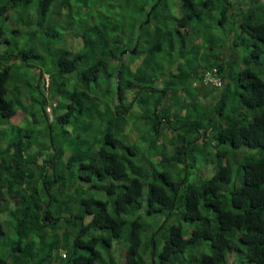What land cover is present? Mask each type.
Returning a JSON list of instances; mask_svg holds the SVG:
<instances>
[{"label":"trees","instance_id":"trees-1","mask_svg":"<svg viewBox=\"0 0 264 264\" xmlns=\"http://www.w3.org/2000/svg\"><path fill=\"white\" fill-rule=\"evenodd\" d=\"M207 74L222 86L199 93ZM185 85L174 114L164 101ZM129 103L157 109L158 128L179 118L169 170L119 152ZM96 108L114 113L94 155L64 127L92 133ZM203 135L213 167L197 176L186 156ZM161 226L155 264H264V0H0V264H153Z\"/></svg>","mask_w":264,"mask_h":264},{"label":"rangeland","instance_id":"rangeland-1","mask_svg":"<svg viewBox=\"0 0 264 264\" xmlns=\"http://www.w3.org/2000/svg\"><path fill=\"white\" fill-rule=\"evenodd\" d=\"M177 1L179 2V0H177ZM211 40L215 41V38L209 37L208 40L206 41V44L212 42ZM135 48L137 50V47H135ZM136 50H133L134 52L131 51L132 54L130 52H128V53H124L123 56L120 57L121 58V65L123 62H126L125 64H126L127 69H128L127 71H125L124 77H126V76H127V78L134 77L136 68L141 63L140 60H136V59L134 60L133 59V57L135 56ZM204 50H206L208 52V49L202 48V51H204ZM118 67H119V65H118ZM131 72H132V75H131ZM108 75L110 76V72H108V74L105 75V79L103 78V81L108 82V86H110V88H111V95H114L115 89L117 90L118 79L121 76V74H120L119 69L117 68L115 71H113L112 76L106 77ZM147 78H148L147 79V81H148L150 77L148 76ZM103 81H102L103 86H106ZM133 81L134 82H133L132 87L135 88V92L140 91V78L134 79ZM179 88L180 89L176 90V92L174 94H172V97H168V99H166L164 101L166 105L172 106L173 109L170 110V112H173L174 114L181 113L180 105L182 103L179 104V101L183 102V100L188 97V93L185 91V89H189L190 92L195 93L193 85H185L184 87H179ZM208 88L211 89L210 87H208ZM142 91H143V94H151V91H149V90L142 89ZM198 92L199 93L201 92V88ZM134 95H135V93L133 91L132 92L128 91L126 93V100L128 102L131 101L133 99ZM180 97H182V98L179 100L178 98H180ZM161 98H163V96ZM117 99H119L118 96H117ZM151 100H153V99H151ZM99 101L102 103L101 107L106 103H110L106 99L105 100H99ZM211 101H213L212 98H209L207 100L200 99V103H201L202 107L203 106L208 107V105L211 103ZM131 104H132V107H131V110L129 112L130 115L128 116V118L126 116H124L125 118L122 119V121H123L122 125H124L123 129H121V131H120L122 145L124 147H126L125 145H131V147H133V149L136 152V154L133 157H135L136 161H137V159L141 160L140 170H142V168H143L145 171H147L148 169H152V171H153L155 168H157L159 171H161V167H160L161 165L165 166L169 170L170 168H169L168 163H169V161L174 159L175 158L174 156L176 155V153L174 151V148H175L174 146L178 142V140L180 139L177 136V134L171 130V126L172 127L177 126V124L179 123V118H177V120H173L171 122V125H168L167 127L165 124H163L161 127L158 128V127H155V123L157 121L155 114L157 113L156 112L157 109H155V111L147 110L144 108V105L141 106L138 103H135V104L129 103V105H131ZM151 104H154V103H152V101H151ZM145 105L148 106L150 109V104H148V102L145 103ZM179 107H180V111L178 110ZM201 110H204V109H199V111H201ZM215 110L216 109L214 108V111ZM113 113L114 112L111 109H109L108 111L99 113L98 109L96 108L93 116L91 115L92 133H89L87 135L82 134L79 137H77V135H76L75 131L72 129L71 125L69 126V124H67L64 127L67 130V132H65L66 139L69 141L77 139L82 145H87L84 147L86 150H88L89 146H91L92 154L96 155L98 150L104 146V145H102L105 143L104 142V135L106 134V132H110V130H111V127L108 126L107 120ZM158 113L160 114L161 110H159ZM182 113H184V111ZM190 115H191V118H189L188 122H189V126H192V122L194 121L193 118H196V115H195V113L192 112V109H191ZM23 118H24V114L22 115V119H20V118H18V119H19V121L20 120L22 121ZM201 119H202V116L200 114L197 122H199ZM206 123L207 122L204 121L202 123V126L204 125L205 127H207ZM122 125H121V127H122ZM201 131H200V133H201ZM112 132H114V130ZM64 139H65V137H64ZM209 140L210 141H208L207 145H215V143H213V141H211V136L209 137ZM204 141H205V135L200 136V139L197 142H195V144H196V146L194 148L195 150L194 149L192 151L190 150L189 154L186 156L188 158V162L194 156L197 158V160H199V159L202 160V161H198L199 162L198 166H201V171L197 170V172H195V175H197V176H199V175L201 176V174L203 173V171L205 169V167L203 165L205 163L210 164V168H208V169H211V167H213L212 156H210V153L212 151L211 146L205 147ZM66 144L67 143H65V141H64L63 145H66ZM118 149H119V152L121 154L124 153L126 155H129L128 148L121 149L119 146ZM98 156L100 157L99 154H98ZM201 157H204V159L207 160V162H203V159H201ZM131 159H132V161H134L133 158H131ZM172 170H173V173H172L171 177L176 178L177 173L174 171L175 169H172ZM68 177L72 178L71 176H68ZM144 191L146 194L149 191V185L148 184L144 187ZM69 212L72 213L73 211H69ZM143 214L145 216H147L146 213L144 212V209H143ZM76 218H78V217L73 216V219H76ZM163 237H164V235L162 236V238ZM59 254H60L59 257H61L60 251H59ZM106 258H108V257L104 256V259H106ZM60 263H63V261L61 260ZM233 263L234 264H240V258L236 257L233 260Z\"/></svg>","mask_w":264,"mask_h":264},{"label":"clouds","instance_id":"clouds-1","mask_svg":"<svg viewBox=\"0 0 264 264\" xmlns=\"http://www.w3.org/2000/svg\"><path fill=\"white\" fill-rule=\"evenodd\" d=\"M129 52V51H128ZM213 78V79H212ZM210 82H211V84L212 85H214L215 87H217V88H219L220 86H222V82L220 81V80H218V79H216L215 77H213L212 75L210 76L209 74H207V76L204 78V80H203V85H202V90H204V92L207 94V91L209 90V84H210ZM49 83H50V76H46V88H48L49 87ZM209 83V84H208ZM201 90V91H202ZM203 92V91H202ZM203 92V93H204ZM204 93V94H205ZM210 98H215L214 96H210ZM207 99H209V98H207ZM211 102H213L214 103V101H211ZM52 109H53V107H52V105L50 104L48 107H47V110H48V112L49 113H51L52 114ZM184 111V113H182ZM185 114V110H182L181 111V115H184ZM69 126H70V124H69ZM71 127H72V129H74V127L71 125ZM161 127V126H160ZM167 127V126H166ZM165 130V129H164ZM189 137L190 138H192V135H189ZM120 147H121V149H123L124 148V146L123 145H120ZM141 212H142V214H143V210H141ZM147 217V216H146ZM145 219V218H144ZM164 225V223L162 224V226ZM162 226L154 233V235L152 236V240H153V246H154V243H155V245H156V249H157V244H156V242H155V238H156V236L158 235V233L160 232V230L162 229ZM156 249H155V252L152 254V259H153V263L155 264V253H156ZM124 253V252H123ZM232 256H235V253H232L231 254ZM62 256L63 257H65V254H62ZM230 257L229 258V260H231L233 257ZM126 255H124L123 257H121V258H118L117 259V261L119 262V263H123V264H125L126 263ZM224 260H222V262H223ZM227 261V260H226ZM221 262V263H222ZM225 262V261H224ZM223 262V263H224Z\"/></svg>","mask_w":264,"mask_h":264},{"label":"water","instance_id":"water-1","mask_svg":"<svg viewBox=\"0 0 264 264\" xmlns=\"http://www.w3.org/2000/svg\"><path fill=\"white\" fill-rule=\"evenodd\" d=\"M134 50H136V49H134ZM134 52V51H133ZM124 53H128V51H124L122 54H121V56H123V54ZM155 249H156V245H155V243H154V246H153V253L155 252ZM154 255V254H153ZM154 264V263H153Z\"/></svg>","mask_w":264,"mask_h":264}]
</instances>
